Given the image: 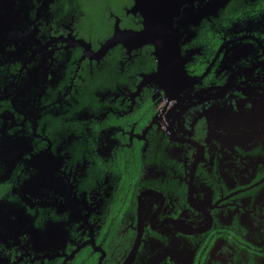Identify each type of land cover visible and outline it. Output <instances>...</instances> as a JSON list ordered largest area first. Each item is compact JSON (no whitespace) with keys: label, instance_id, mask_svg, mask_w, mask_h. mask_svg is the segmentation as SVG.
<instances>
[{"label":"flooded vegetation","instance_id":"obj_1","mask_svg":"<svg viewBox=\"0 0 264 264\" xmlns=\"http://www.w3.org/2000/svg\"><path fill=\"white\" fill-rule=\"evenodd\" d=\"M2 2L0 264H264V0Z\"/></svg>","mask_w":264,"mask_h":264},{"label":"water","instance_id":"obj_2","mask_svg":"<svg viewBox=\"0 0 264 264\" xmlns=\"http://www.w3.org/2000/svg\"><path fill=\"white\" fill-rule=\"evenodd\" d=\"M1 1H3L2 3L5 4V6H7L8 4L5 2V0H0V3ZM163 0H157V3H156V6L154 8H159L158 5H161L162 8H165V6H168L167 4H161ZM150 6H148L147 8H149ZM171 27V26H169ZM157 27H156V24L154 21L151 20V18L149 17L148 18V23L146 24V27L140 31H135V32H128L126 34L130 35L132 37V40H135L138 42V45H143V44H147V43H154L158 46L157 42L154 40V35L155 36H159V33L156 32ZM122 33V31H121ZM163 34V32H161ZM117 35V34H116ZM114 36V38L112 39L111 43L110 44H113V43H116L115 41L118 40V35L117 36ZM159 54H160V58H161V64H162V67L159 68V71L153 75V77H162L163 74L165 73L166 69H167V65H166V60H167V50L165 47L159 49ZM2 204H0L1 206Z\"/></svg>","mask_w":264,"mask_h":264},{"label":"rangeland","instance_id":"obj_3","mask_svg":"<svg viewBox=\"0 0 264 264\" xmlns=\"http://www.w3.org/2000/svg\"><path fill=\"white\" fill-rule=\"evenodd\" d=\"M0 257H2V256L0 255Z\"/></svg>","mask_w":264,"mask_h":264}]
</instances>
